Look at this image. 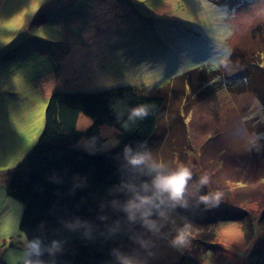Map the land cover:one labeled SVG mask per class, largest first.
<instances>
[{
  "label": "rangeland",
  "instance_id": "obj_1",
  "mask_svg": "<svg viewBox=\"0 0 264 264\" xmlns=\"http://www.w3.org/2000/svg\"><path fill=\"white\" fill-rule=\"evenodd\" d=\"M10 21L17 22L15 28L5 27ZM250 57L264 61V0H0V264L29 260L19 230L23 206L7 196V187L44 130L51 95L162 87L184 72L194 79L192 69L222 63L227 83L237 84L238 72L253 80ZM187 92L180 82L162 92L169 112L177 109L172 121L179 124L176 116L184 115L191 144L183 160L166 162L169 173L184 167L191 174L180 206L167 205L136 223L122 244L125 261L172 264L176 250L184 248L201 264L263 263L264 131L257 128L264 106L251 91L236 87L193 105ZM41 104L42 126L28 144L18 125L39 120L28 118ZM166 116L158 129L164 138L175 131L166 128ZM104 135L113 133L106 129ZM116 143L108 139L97 148L83 137L73 148L104 153ZM187 211L200 227L174 237L177 212L186 225ZM224 214L232 217L219 218Z\"/></svg>",
  "mask_w": 264,
  "mask_h": 264
},
{
  "label": "trees",
  "instance_id": "obj_2",
  "mask_svg": "<svg viewBox=\"0 0 264 264\" xmlns=\"http://www.w3.org/2000/svg\"><path fill=\"white\" fill-rule=\"evenodd\" d=\"M210 1L222 4L226 0ZM234 53L231 54L236 55ZM247 62L253 80L245 79L238 72L233 76V80L241 79L237 84L227 83L221 69L225 63H222L217 67L192 69L194 79L189 70L162 87L156 85L145 90L118 87L51 95L44 130L12 170L7 187V196L23 206L19 230L29 246L27 264H129L125 261L122 244L128 232L143 219V213L152 211L160 198L153 197L155 206L131 210L129 203H138L140 196L152 197L154 177L171 174L166 162L183 160L186 157L183 149L191 145L182 122L184 115L181 112L176 116L179 124L172 121V115L178 114L177 109L169 112V101L163 96V90L168 89L170 83L180 82L187 87L188 104L193 105L216 91L236 87L251 91L264 106V61L250 57ZM243 84L248 87L241 89ZM146 90L149 92L144 95ZM186 110L184 108V112ZM165 112L166 128L175 131L165 134L164 138L158 129ZM258 126L257 131H264V121ZM106 129L113 133L109 138L104 135ZM83 137L97 148L108 139L117 143L104 153L74 149ZM134 156H145L146 160L132 165L130 160ZM156 164L163 167L156 168ZM231 217L224 214L219 218ZM185 219L188 221L183 225L177 215L172 229L177 232V235L173 233L174 237L199 229L197 217L187 211ZM176 251L177 258L172 264H201L190 249Z\"/></svg>",
  "mask_w": 264,
  "mask_h": 264
},
{
  "label": "clouds",
  "instance_id": "obj_3",
  "mask_svg": "<svg viewBox=\"0 0 264 264\" xmlns=\"http://www.w3.org/2000/svg\"><path fill=\"white\" fill-rule=\"evenodd\" d=\"M146 160L145 156H134L131 158L130 163L132 165L143 164ZM156 168H162V164L154 165ZM190 172L187 168L181 167L178 171L169 175L157 174L152 180V187L154 189L153 196H140L138 197V203H129V210L140 208L146 205H153V197L159 199L163 194H167L168 199L172 201L180 200L182 193L184 192L186 181L190 178ZM207 178L204 177L201 183H206ZM162 202V201H161ZM143 215H148L145 211Z\"/></svg>",
  "mask_w": 264,
  "mask_h": 264
},
{
  "label": "snow or ice",
  "instance_id": "obj_4",
  "mask_svg": "<svg viewBox=\"0 0 264 264\" xmlns=\"http://www.w3.org/2000/svg\"><path fill=\"white\" fill-rule=\"evenodd\" d=\"M33 10H35V8ZM16 25H17L16 21H10L9 23L5 25V27L9 29H13L16 27ZM44 107L45 105L41 104L37 112L30 113L29 118H28L30 121H32L33 117L38 116L40 117L39 120H35L34 122L29 123L27 125H18L20 134L25 138L28 144H31L40 132V128L42 126V117H43Z\"/></svg>",
  "mask_w": 264,
  "mask_h": 264
},
{
  "label": "bare ground",
  "instance_id": "obj_5",
  "mask_svg": "<svg viewBox=\"0 0 264 264\" xmlns=\"http://www.w3.org/2000/svg\"><path fill=\"white\" fill-rule=\"evenodd\" d=\"M179 202V200L178 201H172V200H170V199H168V198H166L164 201H162L161 202V198H160V202H159V204L154 208V209H152V211H150L149 213H148V215H145L143 218H146L147 216H150L151 214H153L154 212H158V211H160L163 207H165V206H167V205H169V206H174V205H176L177 203ZM179 203L176 205V207H178L179 208ZM180 211V210H179ZM181 213H184V211L182 212V211H180ZM172 213H173V210H172ZM181 213H179V212H177V215H182ZM174 214V213H173ZM132 236V235H131Z\"/></svg>",
  "mask_w": 264,
  "mask_h": 264
}]
</instances>
